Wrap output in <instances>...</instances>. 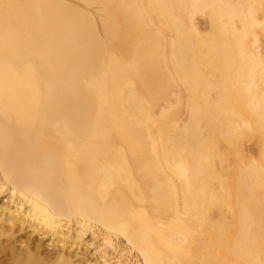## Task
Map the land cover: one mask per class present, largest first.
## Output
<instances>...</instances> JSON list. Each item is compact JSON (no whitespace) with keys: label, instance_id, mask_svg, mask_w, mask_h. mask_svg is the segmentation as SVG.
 I'll return each instance as SVG.
<instances>
[{"label":"bare ground","instance_id":"obj_1","mask_svg":"<svg viewBox=\"0 0 264 264\" xmlns=\"http://www.w3.org/2000/svg\"><path fill=\"white\" fill-rule=\"evenodd\" d=\"M3 259L264 264V0H0Z\"/></svg>","mask_w":264,"mask_h":264},{"label":"rangeland","instance_id":"obj_2","mask_svg":"<svg viewBox=\"0 0 264 264\" xmlns=\"http://www.w3.org/2000/svg\"><path fill=\"white\" fill-rule=\"evenodd\" d=\"M3 258H4V257H3ZM3 260H4V259H3ZM3 260L0 262V264H5L6 261H5V260L3 261Z\"/></svg>","mask_w":264,"mask_h":264}]
</instances>
